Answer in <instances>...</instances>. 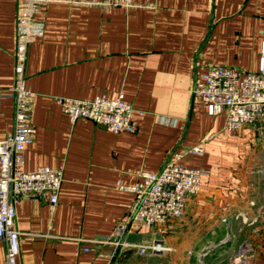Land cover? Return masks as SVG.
Instances as JSON below:
<instances>
[{
    "label": "crops",
    "instance_id": "0c3cea01",
    "mask_svg": "<svg viewBox=\"0 0 264 264\" xmlns=\"http://www.w3.org/2000/svg\"><path fill=\"white\" fill-rule=\"evenodd\" d=\"M18 1L0 0V141L14 131ZM111 1L54 0L36 16L45 33L29 45L25 68L36 133L20 168L62 169L64 181L54 207L47 196L17 204L18 264H264V137L252 126L227 131L225 115H208L193 95L208 65L259 70L264 0ZM119 93L136 110L135 132L71 122L58 101ZM193 146L203 153L184 163L205 174L185 217L138 232L170 251L87 241L126 219L134 194L119 182L134 186L142 171ZM5 254L0 241V264Z\"/></svg>",
    "mask_w": 264,
    "mask_h": 264
},
{
    "label": "built area",
    "instance_id": "2783aa9c",
    "mask_svg": "<svg viewBox=\"0 0 264 264\" xmlns=\"http://www.w3.org/2000/svg\"><path fill=\"white\" fill-rule=\"evenodd\" d=\"M53 1H18L15 84L12 87L15 92L14 131L0 141V241L6 246L3 264H18L21 253L22 232L16 227L17 204L25 197L47 196L50 205L54 207L58 203L64 181L62 169L43 166L27 172L20 168L23 154L33 143L36 133L31 123L34 95L27 88L25 77L28 48L45 33V24L36 18L40 8ZM109 4L125 8L134 6L133 0H112ZM261 35L257 72L208 65L193 89L194 97L206 108L208 115H225V129L229 132L252 126L264 137V32ZM58 101L71 122L89 120L114 134L137 130L134 119L136 110L124 99L123 93L114 97L104 94L92 100L58 98ZM202 153V146L177 148L169 154L159 171H142L134 186H125L119 182L118 188L134 194L127 207L126 219L115 228L111 236L87 241L125 247L136 250L140 255L151 253L160 256L170 251L171 248L162 239L130 243L126 241L125 235L138 233L142 227L163 225L185 217L189 199L200 191L205 170L186 165L184 160Z\"/></svg>",
    "mask_w": 264,
    "mask_h": 264
},
{
    "label": "water",
    "instance_id": "95a60500",
    "mask_svg": "<svg viewBox=\"0 0 264 264\" xmlns=\"http://www.w3.org/2000/svg\"><path fill=\"white\" fill-rule=\"evenodd\" d=\"M125 239L130 243H141L142 234L141 233H126Z\"/></svg>",
    "mask_w": 264,
    "mask_h": 264
},
{
    "label": "rangeland",
    "instance_id": "374dc122",
    "mask_svg": "<svg viewBox=\"0 0 264 264\" xmlns=\"http://www.w3.org/2000/svg\"><path fill=\"white\" fill-rule=\"evenodd\" d=\"M233 244L237 248L240 246L242 252H248L249 251L250 244L248 242H246V243H238L237 242V243H233Z\"/></svg>",
    "mask_w": 264,
    "mask_h": 264
}]
</instances>
